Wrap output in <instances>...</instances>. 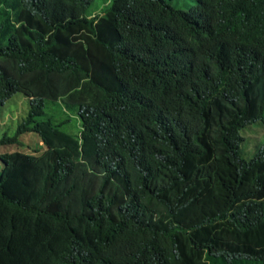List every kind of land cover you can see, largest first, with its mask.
<instances>
[{
    "label": "trees",
    "instance_id": "1",
    "mask_svg": "<svg viewBox=\"0 0 264 264\" xmlns=\"http://www.w3.org/2000/svg\"><path fill=\"white\" fill-rule=\"evenodd\" d=\"M86 2L0 0V102L31 97L0 145L41 142L0 153V264H264V0H111L96 48ZM163 9L171 81L130 26Z\"/></svg>",
    "mask_w": 264,
    "mask_h": 264
},
{
    "label": "clouds",
    "instance_id": "2",
    "mask_svg": "<svg viewBox=\"0 0 264 264\" xmlns=\"http://www.w3.org/2000/svg\"><path fill=\"white\" fill-rule=\"evenodd\" d=\"M198 1L202 3L207 0H198ZM86 3H87V6H86L87 12L85 13L84 16L88 20V22L85 25L81 38L79 39V44H82L84 46L92 45L93 48H96L99 38H98V31H97L95 22L97 18L102 16L105 13V11L108 9L111 3V0H102L103 8H101L100 10H98V8L93 4V0H87ZM196 3H197V0H195L194 4L192 5H195ZM169 5L173 7L171 4ZM190 6L191 5H189L185 9L189 8ZM173 8L185 10V9L177 8V7H173ZM164 16H165L164 9L159 18L156 17L155 12L141 11L140 13L137 14V18H138L137 22L131 24L130 26H131L133 33H135L139 27H145L149 31V33L147 34V38L149 42L157 48V55H156V58L154 59V65L164 68L167 79L171 81L173 77H177V76L184 77L185 75H191L193 65H192V61L187 51V48L191 44L181 46L175 51H169L161 47L162 38L164 34L166 33V26L164 25V22H163ZM207 30H208V33L211 34L212 23L210 21L207 24ZM94 32L96 34L92 36ZM130 44H139L138 39L136 36H132V38L128 39L127 33H126V27L122 28V30H119L117 34L115 35L113 39V45L111 46L112 55L120 63L122 61L121 54L127 52V50L130 48ZM100 68H102L103 71L106 73L107 68L105 67H100ZM71 69L73 71L76 70V69H73L72 67ZM87 70L89 72L92 71L93 74L96 72V70L92 69V66L88 67ZM60 74H61V71H54V75L56 77H59ZM215 76H218V75H215ZM16 93H19V92H11L8 96H6L0 102V105H2L6 100L10 99ZM19 94H21L26 99V102H27V111L23 117L26 119L28 112L31 113L30 111L31 106L29 104L30 103L29 99H31V97H29L27 93H24V92L19 93ZM35 142L41 143L40 141L34 140L32 143H30V145L34 147ZM14 145L15 144H11V145L1 144L0 146H14ZM14 150H22V149L13 148L12 150L3 151V152H10ZM43 150H45V147H41L39 151L37 152V154L39 152L41 153ZM30 151H28V153H30Z\"/></svg>",
    "mask_w": 264,
    "mask_h": 264
},
{
    "label": "rangeland",
    "instance_id": "3",
    "mask_svg": "<svg viewBox=\"0 0 264 264\" xmlns=\"http://www.w3.org/2000/svg\"><path fill=\"white\" fill-rule=\"evenodd\" d=\"M169 4L173 7L185 9L189 5L194 4L195 0H166ZM93 4L100 10L103 8L102 0H93ZM27 111V102L26 99L19 93L14 94L10 99L6 100L2 105H0V136L2 133L6 132L3 131L6 126L12 128L15 121H19L22 119ZM248 130V126L243 128L240 132L245 134ZM261 134V133H258ZM22 135V142L24 143L21 147L20 145L14 146H0V153L3 151L12 150L13 148H21L22 151L28 152L31 150V145L35 140V136H32L28 133L21 134ZM251 137L259 138L258 135H254ZM262 141L264 138L261 139ZM248 148L251 152L253 149L252 143L248 144Z\"/></svg>",
    "mask_w": 264,
    "mask_h": 264
}]
</instances>
